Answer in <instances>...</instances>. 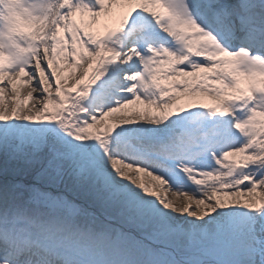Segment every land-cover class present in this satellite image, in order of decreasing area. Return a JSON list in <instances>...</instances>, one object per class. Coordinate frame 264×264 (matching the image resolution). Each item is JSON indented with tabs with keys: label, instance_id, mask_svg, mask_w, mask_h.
Returning a JSON list of instances; mask_svg holds the SVG:
<instances>
[{
	"label": "snow or ice",
	"instance_id": "snow-or-ice-1",
	"mask_svg": "<svg viewBox=\"0 0 264 264\" xmlns=\"http://www.w3.org/2000/svg\"><path fill=\"white\" fill-rule=\"evenodd\" d=\"M20 3L0 33V264H264V0Z\"/></svg>",
	"mask_w": 264,
	"mask_h": 264
},
{
	"label": "bare ground",
	"instance_id": "bare-ground-1",
	"mask_svg": "<svg viewBox=\"0 0 264 264\" xmlns=\"http://www.w3.org/2000/svg\"><path fill=\"white\" fill-rule=\"evenodd\" d=\"M5 4L7 5H11V8L8 10L7 14H6V18H7V23L11 24V23H17V22H21L24 23L23 19H22V4L20 3V0H4ZM10 15H16L15 19H10ZM4 24V23H3ZM23 26V25H22ZM108 82L107 81H103L98 85L99 89H103L105 88V86H107ZM18 88H20V92H21V97L26 94L27 92V86H21L18 82L17 84ZM173 187L176 190H184L185 188L178 186L177 183H173ZM172 195V194H171Z\"/></svg>",
	"mask_w": 264,
	"mask_h": 264
},
{
	"label": "rangeland",
	"instance_id": "rangeland-1",
	"mask_svg": "<svg viewBox=\"0 0 264 264\" xmlns=\"http://www.w3.org/2000/svg\"><path fill=\"white\" fill-rule=\"evenodd\" d=\"M106 92H107V91H106ZM25 95H26V94H24V95L21 97V99H23ZM96 97H97V100H96V101L98 102V104H100V101L98 100V95H97ZM96 97H95V98H96ZM109 98H110V97H109ZM9 102H10V98L7 96V94H5V100H4V103H5V106H6V107L9 105ZM102 102H105V99H104ZM25 103H28L29 106H30V104H31L30 101H25ZM0 165H2V166H8V167H15V166H16L15 164L7 165V161H6V160H3V159H0ZM142 175H143V174H142ZM168 195L171 196V193H168ZM177 199H179V198H177Z\"/></svg>",
	"mask_w": 264,
	"mask_h": 264
},
{
	"label": "clouds",
	"instance_id": "clouds-1",
	"mask_svg": "<svg viewBox=\"0 0 264 264\" xmlns=\"http://www.w3.org/2000/svg\"><path fill=\"white\" fill-rule=\"evenodd\" d=\"M11 8V5H0V11H3L5 14H7L8 10Z\"/></svg>",
	"mask_w": 264,
	"mask_h": 264
}]
</instances>
